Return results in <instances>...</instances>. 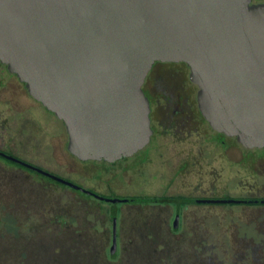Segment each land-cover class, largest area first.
I'll return each mask as SVG.
<instances>
[{"label":"water","instance_id":"water-1","mask_svg":"<svg viewBox=\"0 0 264 264\" xmlns=\"http://www.w3.org/2000/svg\"><path fill=\"white\" fill-rule=\"evenodd\" d=\"M156 61L188 65L214 130L264 148V2L0 0V62L63 122L79 159L112 162L148 142L141 84Z\"/></svg>","mask_w":264,"mask_h":264},{"label":"flooded vegetation","instance_id":"flooded-vegetation-1","mask_svg":"<svg viewBox=\"0 0 264 264\" xmlns=\"http://www.w3.org/2000/svg\"><path fill=\"white\" fill-rule=\"evenodd\" d=\"M261 2L264 0H251ZM141 89L149 107L148 142L131 155L112 162L79 159L67 150L68 136L63 122L30 96L24 84L0 62V160L108 205L111 242L115 218L116 244L123 206L153 211L156 213L153 219H144L143 223L164 228L169 235L204 224L206 220L197 217V212L205 216L220 213L225 219L221 221L223 227L234 228L242 223L258 235L248 238L244 233L230 259L241 260L242 264H262L264 148L244 147L235 137L208 124L198 107V87L191 81L190 69L184 62H154ZM57 140L68 156L44 154V149L51 154ZM11 160L22 161L66 183ZM33 160H76L85 165L90 177L85 182H76ZM157 183L158 188H154ZM101 198L123 201L115 203L118 209L111 211L114 203ZM152 236L149 238L154 243H162Z\"/></svg>","mask_w":264,"mask_h":264},{"label":"rangeland","instance_id":"rangeland-1","mask_svg":"<svg viewBox=\"0 0 264 264\" xmlns=\"http://www.w3.org/2000/svg\"><path fill=\"white\" fill-rule=\"evenodd\" d=\"M57 142L51 154L47 149L44 154L68 156L60 140ZM33 161L76 182L90 177L85 165L76 160ZM0 203L24 228L19 239L0 238V264H242L229 256L236 253L244 233L248 238L258 236L239 222L241 226L223 227L221 221L225 219L220 213L205 216L201 212L196 216L206 221L199 228L169 235L164 228L143 223L153 219V211L123 206L112 256L108 205L6 160H0ZM110 208L118 209L115 204ZM28 227L31 229L24 235ZM149 236L162 243H154ZM196 254L203 260L196 259Z\"/></svg>","mask_w":264,"mask_h":264},{"label":"trees","instance_id":"trees-1","mask_svg":"<svg viewBox=\"0 0 264 264\" xmlns=\"http://www.w3.org/2000/svg\"><path fill=\"white\" fill-rule=\"evenodd\" d=\"M24 228H21L15 216L9 212H6L4 210V206L0 203V238H4L6 236H10L13 239H19L21 238L23 234L22 230ZM30 227L27 228V232L24 235H27V233L30 231ZM2 262V261H1Z\"/></svg>","mask_w":264,"mask_h":264}]
</instances>
